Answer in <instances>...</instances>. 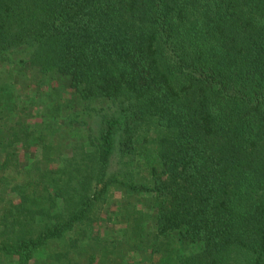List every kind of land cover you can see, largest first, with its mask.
Instances as JSON below:
<instances>
[{
    "label": "trees",
    "instance_id": "obj_1",
    "mask_svg": "<svg viewBox=\"0 0 264 264\" xmlns=\"http://www.w3.org/2000/svg\"><path fill=\"white\" fill-rule=\"evenodd\" d=\"M9 261L264 264V0H0Z\"/></svg>",
    "mask_w": 264,
    "mask_h": 264
},
{
    "label": "rangeland",
    "instance_id": "obj_2",
    "mask_svg": "<svg viewBox=\"0 0 264 264\" xmlns=\"http://www.w3.org/2000/svg\"><path fill=\"white\" fill-rule=\"evenodd\" d=\"M21 155H22V153H21ZM22 156H23V155H22ZM116 195H119V194H116ZM110 235H112V234H110ZM9 263H10V264H14V263H12V262H10V261H9Z\"/></svg>",
    "mask_w": 264,
    "mask_h": 264
}]
</instances>
